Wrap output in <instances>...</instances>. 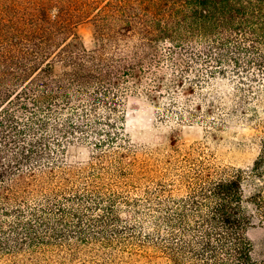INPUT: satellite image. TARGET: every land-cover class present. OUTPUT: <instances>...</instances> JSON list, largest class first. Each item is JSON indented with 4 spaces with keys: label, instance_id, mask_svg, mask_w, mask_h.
<instances>
[{
    "label": "trees",
    "instance_id": "obj_1",
    "mask_svg": "<svg viewBox=\"0 0 264 264\" xmlns=\"http://www.w3.org/2000/svg\"><path fill=\"white\" fill-rule=\"evenodd\" d=\"M157 3L114 11L138 38L131 50L100 37L88 52L69 36L74 24L58 30L44 9L30 36L1 35L0 256L13 264H262L245 233L264 221V138L247 171L164 198L151 189L157 159L127 158L119 109L146 83L154 65L141 62L159 43L215 64L210 75L264 79V0ZM75 142L93 149L84 167L66 165ZM143 187L144 201L120 198Z\"/></svg>",
    "mask_w": 264,
    "mask_h": 264
},
{
    "label": "rangeland",
    "instance_id": "obj_2",
    "mask_svg": "<svg viewBox=\"0 0 264 264\" xmlns=\"http://www.w3.org/2000/svg\"><path fill=\"white\" fill-rule=\"evenodd\" d=\"M157 4V0H0V40L2 34L26 38L27 31L30 36L33 23H42L39 11L44 9L58 22V30L60 23L74 24L69 36L88 52L96 50L100 37L112 46L117 39L122 48L131 50L138 38L121 32L125 23L116 10L139 11ZM55 34L58 40L65 38L60 32ZM166 46L157 44V55L141 62L144 67L154 65L153 71H146L151 72L145 78L147 84L120 99L119 110L130 147L127 158L155 157L161 185L153 184L151 189L164 198L171 194L177 199L206 183L208 177L216 179L251 167L264 138V79L259 76L257 82H250V74L236 76L230 69L224 77L210 75L215 64L210 69L199 59L191 60L188 52H168ZM62 71L63 66L56 64L55 74ZM128 80L131 86L133 80ZM92 153L90 145L75 142L66 149V165L84 167ZM249 192L246 185V196ZM130 197L144 201V187L136 194L123 192L120 198ZM245 236L254 259L264 264V221L255 219ZM9 259L0 256V264H13Z\"/></svg>",
    "mask_w": 264,
    "mask_h": 264
}]
</instances>
